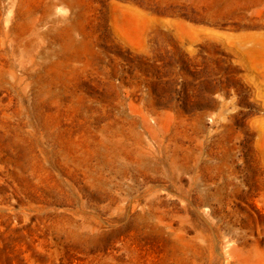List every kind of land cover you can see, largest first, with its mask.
Returning <instances> with one entry per match:
<instances>
[{"label": "rangeland", "instance_id": "obj_1", "mask_svg": "<svg viewBox=\"0 0 264 264\" xmlns=\"http://www.w3.org/2000/svg\"><path fill=\"white\" fill-rule=\"evenodd\" d=\"M0 264H264V0H0Z\"/></svg>", "mask_w": 264, "mask_h": 264}]
</instances>
